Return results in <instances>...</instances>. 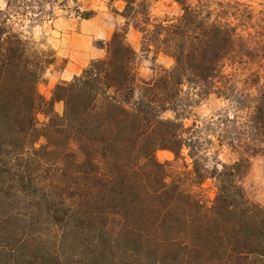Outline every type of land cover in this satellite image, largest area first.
Segmentation results:
<instances>
[{"label": "trees", "instance_id": "1", "mask_svg": "<svg viewBox=\"0 0 264 264\" xmlns=\"http://www.w3.org/2000/svg\"><path fill=\"white\" fill-rule=\"evenodd\" d=\"M116 1L123 25L96 43L104 56L57 83L47 99L38 83L55 53L15 24L30 28L51 18L52 0H0V174L14 178L23 161L30 171L51 160L52 187L67 194L69 217L101 226L103 236L117 224L114 236L136 262L264 264V205L243 186L252 159L264 157L256 16L225 0H174L181 10L175 17L154 16L158 0ZM130 30L140 34L141 52L172 65L141 77ZM210 97L227 103L226 113L208 125L187 124ZM39 113L47 118L41 126ZM213 139L235 159L209 154ZM158 151L173 158L160 161ZM208 180L210 200L201 189ZM12 250L0 249V264H65L28 243Z\"/></svg>", "mask_w": 264, "mask_h": 264}, {"label": "rangeland", "instance_id": "2", "mask_svg": "<svg viewBox=\"0 0 264 264\" xmlns=\"http://www.w3.org/2000/svg\"><path fill=\"white\" fill-rule=\"evenodd\" d=\"M220 1V0H214ZM237 3L244 15L256 16L254 30L261 53L254 62L264 65V0H225ZM46 9H52V17L40 24L28 27V22H16L15 27L30 35L40 47H49L55 53L56 61L50 65L38 83V91L49 99L53 87L69 81L93 59L101 58L105 52L96 47L99 41H108L113 31L123 25V19L115 11L122 10V3L116 0H52ZM215 7V6H214ZM0 8H4L0 2ZM92 11L90 19H82L80 13ZM227 13H234L231 7ZM181 10L174 0H158L152 4V14L156 17H175ZM246 25V22H242ZM127 39L138 53V73L143 78L152 75L155 66L170 67L172 60L159 54L155 60L152 53L140 51L139 33L130 30ZM264 73V70H263ZM241 79V80H240ZM242 81L244 78H240ZM243 86L239 85V89ZM227 103L210 97L193 109L187 124L208 125L218 120V114L226 113ZM54 110L62 114L63 104H54ZM39 125L47 121L43 113L38 114ZM207 137V136H206ZM210 153L217 152L218 159L230 162L235 156L226 147L218 148L215 139ZM44 141L40 140L35 147ZM160 161L171 160L172 153L156 152ZM15 177L0 174V249L9 251L28 243L45 254L61 259L65 264H145L130 257L123 240L115 235L117 224H109L108 235L103 236L101 226L71 219L70 201L67 194L56 185V176L51 171V160H40V169L23 171L22 165ZM28 166V165H27ZM12 173V172H11ZM56 181V182H55ZM53 183V184H52ZM248 197L264 205V157L252 159L248 173L243 179ZM208 200L215 191L210 180L201 187ZM69 208V209H68ZM98 231V232H97ZM101 234V235H99Z\"/></svg>", "mask_w": 264, "mask_h": 264}, {"label": "crops", "instance_id": "3", "mask_svg": "<svg viewBox=\"0 0 264 264\" xmlns=\"http://www.w3.org/2000/svg\"><path fill=\"white\" fill-rule=\"evenodd\" d=\"M76 75H78V74L76 73Z\"/></svg>", "mask_w": 264, "mask_h": 264}]
</instances>
